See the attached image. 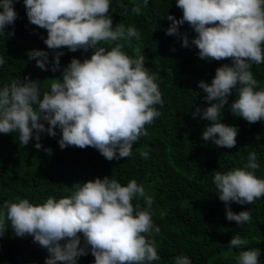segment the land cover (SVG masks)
I'll return each instance as SVG.
<instances>
[{"label":"clouds","instance_id":"9594fccd","mask_svg":"<svg viewBox=\"0 0 264 264\" xmlns=\"http://www.w3.org/2000/svg\"><path fill=\"white\" fill-rule=\"evenodd\" d=\"M18 0H0V37L11 39L19 18L14 9ZM150 0H136L131 9L141 14ZM29 24L44 29L45 51L27 52L29 61L43 71H62L50 79L49 90L41 92L40 82L12 79L0 85V134L18 133L20 144L42 149L43 136L57 137L61 150L68 147L97 150L108 161L129 158L134 143L147 136L146 125L161 116L164 105L156 82L158 75L145 67L146 57L139 47L129 56L123 42L139 41L135 25L115 24L111 0H23ZM182 18L166 15L167 36L181 39L182 47L198 49V58L207 62L230 58L215 70L210 83L198 82L207 107H195L192 118L208 121L203 142L216 147H236L239 128L222 123L229 97L236 93L228 111L249 124L264 122V89L256 90L253 65L264 63V0H175ZM127 14V10H125ZM187 23L196 34L191 40L180 28ZM101 45H111L110 49ZM68 52L93 50L90 58H72L61 69L60 58ZM175 51V49H171ZM51 55L52 59L49 60ZM6 63L0 56V68ZM48 155L50 148L43 149ZM146 160L148 152H142ZM247 164L224 172L214 171L213 183L225 205L227 221L237 226L251 223L252 209L238 214L231 204L251 205L264 197V178L255 151ZM68 196L48 197L43 203L17 198L0 210V238L11 229L15 237H32L48 253L44 264H78L91 254L94 264H153L159 261L156 242L151 237L160 229L153 222V198L135 179L122 185L105 176L76 184ZM143 200L142 209L134 200ZM249 241L238 233L229 246L242 249ZM259 248L242 250L236 264H261ZM172 264H192L186 255H177Z\"/></svg>","mask_w":264,"mask_h":264},{"label":"trees","instance_id":"16d2710c","mask_svg":"<svg viewBox=\"0 0 264 264\" xmlns=\"http://www.w3.org/2000/svg\"><path fill=\"white\" fill-rule=\"evenodd\" d=\"M136 0H111L110 15L117 23L135 25L141 32V39H133L123 50L135 55L140 48L146 57L145 67L158 75L156 81L162 93L164 105L157 106L161 116L147 126V136H141L133 146L129 158L108 161L97 150L87 147H68L61 150L60 138L43 136L42 149H36L35 140L23 146L18 133L0 134V210L5 202H16L17 198L28 199L32 203H43L50 196L57 199L68 196L76 184L85 183L105 176L115 178L122 185L135 179L142 184L153 198V222L159 233L151 237L156 242L160 260L153 264H172L177 255L188 256L192 264H236L239 252L259 248L261 264H264V197L251 205L231 204L234 213L252 209L251 223L237 226L235 221H227L225 205L218 197L213 183L214 171H227L243 168L248 154L255 151L260 169L258 178H264V122L249 124L242 118L234 117L228 111L230 104L237 99L236 93L229 97L221 122L239 128L237 145L232 149L216 147L211 142H203L202 132L208 121L192 118L195 107L209 106L199 81L210 83L215 70L229 59L207 62L198 58V49L182 47L176 36H167L170 21L166 15L182 18V11L175 0H150L141 14L131 12ZM18 19L14 26L15 35L11 39L0 37V56L6 63L0 68V85L12 79L29 77L39 81L41 92L49 90L52 82L62 71L56 73L40 70L35 61H29L27 52L33 49H47L41 37L47 32L28 22L23 0L14 5ZM127 10V14H125ZM189 39L195 33L185 23L180 28ZM110 49L111 45H101ZM175 49L172 51L171 49ZM61 60V69L72 58H90L92 51L68 52L66 48ZM52 57L49 56L51 61ZM251 71L257 80L256 90L264 89V63L253 65ZM50 148L48 155L43 149ZM142 152H148L144 159ZM145 207L143 200H134V206ZM246 238L249 244L235 249L229 243L235 234ZM48 253L32 237L18 238L9 229L0 238V264H44ZM78 264H94L91 254L81 257Z\"/></svg>","mask_w":264,"mask_h":264}]
</instances>
